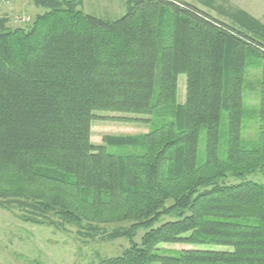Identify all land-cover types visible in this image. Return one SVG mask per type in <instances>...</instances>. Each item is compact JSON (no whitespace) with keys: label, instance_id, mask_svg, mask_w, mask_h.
Masks as SVG:
<instances>
[{"label":"trees","instance_id":"trees-1","mask_svg":"<svg viewBox=\"0 0 264 264\" xmlns=\"http://www.w3.org/2000/svg\"><path fill=\"white\" fill-rule=\"evenodd\" d=\"M33 3L45 11L25 26L0 16V205L86 239L118 225L106 236L132 244L100 264H264V182L249 178L264 170V22L231 0H200L217 15L127 0L115 20L84 0ZM252 67L259 129L246 140ZM103 112L150 116L149 130L97 144Z\"/></svg>","mask_w":264,"mask_h":264},{"label":"rangeland","instance_id":"rangeland-1","mask_svg":"<svg viewBox=\"0 0 264 264\" xmlns=\"http://www.w3.org/2000/svg\"><path fill=\"white\" fill-rule=\"evenodd\" d=\"M16 1V0H14ZM22 4L15 11H4L0 9V16L8 15L11 19V26H25L32 23L38 14L45 9L37 6L30 8L29 0H17ZM194 5L206 8L199 0H186ZM236 6L242 7L264 22V0H231ZM10 1L3 0L0 7L10 4ZM93 3L94 11H85L97 17L109 18L112 20L122 17L127 12L126 0H108L107 3H120V11H107L101 8L102 0H87ZM8 3V4H7ZM100 3V8L97 4ZM12 5V3H11ZM3 10V11H2ZM9 10V9H8ZM87 10V9H86ZM122 10V11H121ZM43 11V12H44ZM262 69L252 67L248 75V88L245 92V104L247 116L245 117V128L243 138L246 140L256 139L258 135V110L260 109V88L262 80ZM179 103L186 101L187 76H179ZM150 116L133 115L117 112H103L94 121L93 141L97 144L102 142L106 134H142L149 130ZM131 148L128 149V151ZM254 180L264 182V170L258 171L249 176ZM19 210H8L0 205V264H100L104 259L121 255L124 250L131 246L129 238H114L106 236L116 226L107 225L102 228V233L93 239L81 238L75 226L68 225L66 228H59L51 224H37L27 221ZM170 218L164 217V220ZM130 227V223H125ZM145 229L139 230L135 241L140 243ZM188 244H163L162 247L171 249L190 248ZM218 249L232 250L231 247H218Z\"/></svg>","mask_w":264,"mask_h":264},{"label":"crops","instance_id":"crops-1","mask_svg":"<svg viewBox=\"0 0 264 264\" xmlns=\"http://www.w3.org/2000/svg\"><path fill=\"white\" fill-rule=\"evenodd\" d=\"M8 1H10L12 3V5L9 2L10 4L7 3L8 6L7 5H4V6L0 7V9L3 8L4 11H15V10H17L18 8H20L22 6V4L19 3V1H17V0L16 1H14V0H8ZM107 1L108 0H102L103 4L101 5V8H103L104 10H107V11H117L116 8L118 7L119 8V11H120V3H118L117 6H116V4H110V3H107ZM113 1H115V0H113ZM199 2H200V0H199ZM28 3L30 4V5H28L30 8H33L35 6L34 3H33V0H29ZM97 6L100 8V3H98ZM36 10H39V8L37 7ZM83 10L84 11H94L96 9H94L92 2L91 3H87V0H84ZM43 11L44 10H42V13H43Z\"/></svg>","mask_w":264,"mask_h":264},{"label":"built area","instance_id":"built-area-1","mask_svg":"<svg viewBox=\"0 0 264 264\" xmlns=\"http://www.w3.org/2000/svg\"><path fill=\"white\" fill-rule=\"evenodd\" d=\"M3 1V0H0V2Z\"/></svg>","mask_w":264,"mask_h":264}]
</instances>
